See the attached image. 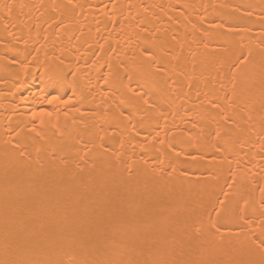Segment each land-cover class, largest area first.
I'll list each match as a JSON object with an SVG mask.
<instances>
[{
	"label": "bare ground",
	"instance_id": "bare-ground-1",
	"mask_svg": "<svg viewBox=\"0 0 264 264\" xmlns=\"http://www.w3.org/2000/svg\"><path fill=\"white\" fill-rule=\"evenodd\" d=\"M0 264H264V0H0Z\"/></svg>",
	"mask_w": 264,
	"mask_h": 264
},
{
	"label": "snow or ice",
	"instance_id": "snow-or-ice-1",
	"mask_svg": "<svg viewBox=\"0 0 264 264\" xmlns=\"http://www.w3.org/2000/svg\"><path fill=\"white\" fill-rule=\"evenodd\" d=\"M48 103H52V101H51V100H49V101H48ZM46 115H51V114H50V113H47ZM212 226H213V227H215V225H214V224H213Z\"/></svg>",
	"mask_w": 264,
	"mask_h": 264
}]
</instances>
